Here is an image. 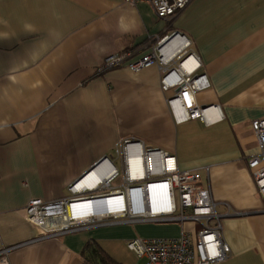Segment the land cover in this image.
<instances>
[{
	"label": "crops",
	"instance_id": "crops-1",
	"mask_svg": "<svg viewBox=\"0 0 264 264\" xmlns=\"http://www.w3.org/2000/svg\"><path fill=\"white\" fill-rule=\"evenodd\" d=\"M172 31L199 57L208 86L195 100L212 106L208 121L176 119L167 101L173 91L161 89L155 65L100 70L107 55L136 59ZM257 118L264 0H192L169 20L148 2L0 0V249L13 247L10 264H81L91 243L117 263L138 264L127 240L198 230L191 222H121L39 238L42 229L26 217L29 200L70 196L102 157L122 170L116 149L134 139L174 155L179 169L199 170L230 248L213 264H264V197L247 162L259 152Z\"/></svg>",
	"mask_w": 264,
	"mask_h": 264
},
{
	"label": "built area",
	"instance_id": "built-area-1",
	"mask_svg": "<svg viewBox=\"0 0 264 264\" xmlns=\"http://www.w3.org/2000/svg\"><path fill=\"white\" fill-rule=\"evenodd\" d=\"M124 1L130 5L148 2L158 18L169 20L192 0ZM149 46L136 59H130L128 52L109 54L100 70L126 65L137 72L155 65L160 72L161 89L173 91L167 101L176 119L208 121V109L212 106H200L195 100L197 91L206 88L208 81L205 74L198 72L201 63L191 40L172 31L157 35ZM251 129L259 152L247 162L256 188L264 197V118L253 119ZM116 153L122 159V170L104 158L69 187L70 196L53 202L29 200L26 217L42 229L39 238L121 222H191L198 223L200 228L183 229L176 237H134L127 240L126 246L144 260L143 264H213L229 256L230 248L222 236L223 215L217 212L210 189L201 184L198 169H179L174 155L134 139L120 141ZM101 168V178L90 176ZM85 178L88 183L78 186ZM113 183L117 185L113 187ZM81 198L107 201L109 209L102 216L85 210L69 213L68 208H73ZM12 248L0 249V264H10L7 255Z\"/></svg>",
	"mask_w": 264,
	"mask_h": 264
},
{
	"label": "bare ground",
	"instance_id": "bare-ground-1",
	"mask_svg": "<svg viewBox=\"0 0 264 264\" xmlns=\"http://www.w3.org/2000/svg\"><path fill=\"white\" fill-rule=\"evenodd\" d=\"M173 107H175V109L177 108V102H173ZM209 118V117H208ZM209 120V119H208ZM135 161V160H134ZM137 161V159H136ZM97 171H93L90 176H93L95 178H101V174H103L104 169L101 168L100 170ZM96 180V179H95ZM81 183H88L87 179H82V181H80ZM79 182V183H80ZM92 183V182H91ZM89 183V184H91ZM104 199L106 196H103ZM109 201V200H108ZM76 203L72 206L73 208H68L69 213L72 214V212H76V211H83L85 210L86 212H92V213H96L98 216H102L105 214V212L108 211L109 209V205L107 203V201L100 202V201H92L90 199H85V198H81L80 200L75 201Z\"/></svg>",
	"mask_w": 264,
	"mask_h": 264
},
{
	"label": "trees",
	"instance_id": "trees-1",
	"mask_svg": "<svg viewBox=\"0 0 264 264\" xmlns=\"http://www.w3.org/2000/svg\"><path fill=\"white\" fill-rule=\"evenodd\" d=\"M84 252L87 253V261L92 264H120L111 259L104 251L99 247L91 243H87L84 247Z\"/></svg>",
	"mask_w": 264,
	"mask_h": 264
},
{
	"label": "rangeland",
	"instance_id": "rangeland-1",
	"mask_svg": "<svg viewBox=\"0 0 264 264\" xmlns=\"http://www.w3.org/2000/svg\"><path fill=\"white\" fill-rule=\"evenodd\" d=\"M116 163H118V161H116ZM143 263H144V261L143 260H140L138 264H143Z\"/></svg>",
	"mask_w": 264,
	"mask_h": 264
},
{
	"label": "water",
	"instance_id": "water-1",
	"mask_svg": "<svg viewBox=\"0 0 264 264\" xmlns=\"http://www.w3.org/2000/svg\"><path fill=\"white\" fill-rule=\"evenodd\" d=\"M104 158H108V157H102L98 162L102 161Z\"/></svg>",
	"mask_w": 264,
	"mask_h": 264
}]
</instances>
